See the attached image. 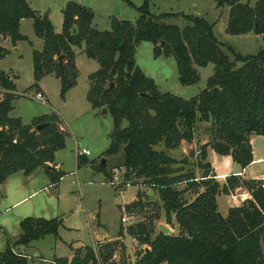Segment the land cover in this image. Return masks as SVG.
Masks as SVG:
<instances>
[{"label":"trees","instance_id":"16d2710c","mask_svg":"<svg viewBox=\"0 0 264 264\" xmlns=\"http://www.w3.org/2000/svg\"><path fill=\"white\" fill-rule=\"evenodd\" d=\"M211 1L216 8H229L226 34L252 33L264 42V0L252 7L240 0ZM136 11L139 16L134 23L113 20L109 31H99L92 27L90 8L68 2L61 11V32L55 33L48 16L33 11L26 0H0V60L8 53L1 46L6 38L13 45H31L19 31L20 21L30 19L34 35L43 41L42 50L32 52V88H37L44 76L52 75L60 81V98L64 100L78 77L74 48L83 49V54L98 64L87 100L93 109L106 108L112 118L110 145L104 156L122 153L117 167L125 170L124 179L135 181V186H149L158 195L166 223L173 221L178 228L177 235L158 232L153 237V228L146 221L128 227L130 237L150 247L136 264H264V187L260 181L236 176L221 185L207 162L208 148L231 157L243 169L253 162L250 137H264V49L241 56L233 47L218 42L214 24L184 13L153 15L148 0ZM166 19H183L186 24L179 28L165 24ZM142 42L152 45L153 57L174 58L182 86L199 81L195 67L212 64L214 72L206 88L189 100L159 92L154 80L136 65V47ZM60 56L62 70L57 61ZM111 83L113 89L103 94ZM0 85L4 90L0 96V185L18 172L29 177L38 170L56 185L66 175L54 168L56 152L65 147L59 119L39 117L24 125L20 118L10 116L18 96L12 80L1 70ZM198 122L210 123V141L199 154L198 168L203 171L199 180L194 171L173 169L178 162L165 152L178 149L182 142L191 144ZM44 123L49 125L35 131ZM158 146L164 150H155ZM83 159L78 157V167L85 163ZM94 171L102 172L107 181L111 179L105 166ZM241 187L249 198L221 215L216 197ZM186 194L193 199L184 201ZM60 225L58 219L24 218L19 223V238L7 242L0 253V264H30L16 248L47 236L58 237ZM70 249V259L54 257L49 264H106L109 260L90 246Z\"/></svg>","mask_w":264,"mask_h":264},{"label":"rangeland","instance_id":"374dc122","mask_svg":"<svg viewBox=\"0 0 264 264\" xmlns=\"http://www.w3.org/2000/svg\"><path fill=\"white\" fill-rule=\"evenodd\" d=\"M28 1L37 13L48 16L55 27V33L61 32V10L68 2H76L90 8L94 13L92 27L99 31H109L113 20H127L134 23L139 16L136 8L143 4V0H128L133 8L125 0ZM257 1L240 0V3L252 7ZM148 2L150 13L156 16L184 13L204 18L214 24L213 33L218 42L233 47L241 56L255 55L264 49L261 36L252 33L241 36L226 34L229 8H216L211 0H148ZM164 23L179 28H183L186 24L183 19H166ZM22 32L30 38L34 37L33 28L29 24L22 25ZM29 46L27 42H21L19 55L23 58L21 62L23 69L17 84L20 94H17L18 97L13 102L10 116L20 118L24 125L30 124L33 119L39 117L54 116L59 119V128L65 135V147L56 152L55 161L62 165L61 171L66 175L52 186L49 176L43 170H38L29 177L18 172L0 185V253L7 242L13 243L19 238L21 234L19 223L24 218L58 219L61 222L58 237L47 236L28 246L16 248L30 259V264H49L54 257L68 258L72 255L70 247L85 246H90L96 249V252L100 251L104 257H109L106 264H136L150 247L140 245L126 233L128 224L146 221L153 228V237L159 232L160 224L169 228L173 235H177L178 228L173 221L172 224L166 223L162 204L155 192H152V195L148 194L145 192V187L135 186L133 180L132 185L120 193L108 184L111 180L120 181L123 178V173H120L117 167L123 154L104 156L110 145L112 118L108 114L101 115L102 109H93L87 100V95L94 84L91 76L99 66L95 61L88 59L83 52L79 53L81 49H76L75 64L78 77L76 86L67 94V102L60 98V82L46 77L47 97H44L42 103L35 98L37 88H32L27 78L25 64L32 60L30 53L36 49V47L31 49ZM152 48L148 42L140 43L136 47L135 62L147 77L154 80L159 92L189 100L206 88L207 79L214 72L212 64L195 67L199 81L191 86H182L178 82L174 58H155ZM223 51L227 53L224 48ZM9 53L14 56L13 50ZM229 57L232 60L230 55ZM7 63L10 65L11 59H8ZM209 128L210 123L198 122L195 125L194 140L191 144L182 142L178 149L165 151L169 157L178 162L172 166L173 169L180 167L184 172L194 171L196 178L200 179L203 171L198 168L199 154L201 147L210 141ZM253 147L257 154L261 152L264 155V137L254 136ZM81 149H87L90 155L84 157L85 163H81L78 167V157L75 154ZM155 150L161 151L164 148L158 146ZM211 151L210 148L207 149V152ZM103 158L106 159L105 167L111 177L109 181L102 172L94 171ZM227 160L230 165L233 163L231 157ZM208 161L217 168L224 158L211 152ZM250 170L258 175L264 174V162L251 165ZM192 199L191 194L184 196L186 202ZM132 204L136 206L132 207ZM217 204L221 215H225L228 208L233 206L230 199L225 196H219ZM92 215H95V218H92ZM124 215L134 217L130 219V223L123 224L120 219ZM156 216H159L158 219H155Z\"/></svg>","mask_w":264,"mask_h":264},{"label":"crops","instance_id":"0c3cea01","mask_svg":"<svg viewBox=\"0 0 264 264\" xmlns=\"http://www.w3.org/2000/svg\"><path fill=\"white\" fill-rule=\"evenodd\" d=\"M26 2L28 3V5L30 6V8H31V4L29 3V1L28 0H26ZM64 8V7H63ZM32 9V8H31ZM33 11H35L34 9H32ZM62 11V10H61ZM62 14V13H61ZM50 20V19H49ZM62 21H63V16H62ZM61 21V22H62ZM52 23V22H51ZM24 24H29L30 26H32V20L30 21V19H22L21 21H20V26H19V31H20V33L23 35V36H25L27 39H28V41L31 43V45L29 46V48H31V49H33V48H35L36 47V49H33V51H41L42 50V48H43V41L41 40V39H38L35 35H34V37L32 38H30V36H28V35H25V34H23V32H22V25H24ZM61 27H62V23H61ZM33 28V27H32ZM54 29H55V27H53ZM33 34H34V31H33ZM25 43V42H24ZM1 46L8 52L6 55H5V57L3 58V59H1L0 60V70L2 71V72H4L5 74H7L8 76H9V78L12 80V82H13V84L15 85V92H14V94H20L19 92H18V89H17V84H18V82H19V80H20V78H19V74H20V72H21V70L23 69L22 68V66H21V62L23 61V58L21 57V55H19V50H20V48H21V42H17L15 45H13L12 43H11V41H10V39L9 38H6V39H4V40H2V42H1ZM38 46V47H37ZM76 49H78V48H74V52H75V54H76ZM11 50H13V55L14 56H12V55H10V51ZM81 50H83V49H81ZM81 50H79L80 52L79 53H81L82 51ZM29 55V54H28ZM30 55H31V58H32V53H30ZM77 58V57H76ZM76 58H75V60H76ZM8 59H11V61H12V63L9 65L8 63H7V61H8ZM25 65H27L26 67H27V71H26V73H27V78H28V80H30V82H31V84H33V63H32V60H29L28 62H27V64H25ZM75 66H76V64H75ZM76 69H77V66H76ZM96 72V71H95ZM94 72V73H95ZM93 73V74H94ZM48 77H50V78H52V79H55V81H59L58 79H56L54 76H52V75H48V76H45V77H43L41 80H40V82L38 83V87H37V89H36V93H41L42 95H43V98L44 97H47V95H46V79ZM60 82V81H59ZM69 92H67L66 93V95H65V97H64V102H67V94H68ZM43 103V102H42ZM112 131V130H111ZM253 137L254 136H251L250 137V145H251V149H252V155H253V162L249 165V166H247L246 168H241L239 165H237V164H234V163H232L230 166H225L224 165V163H225V161H227V158L228 157H222V156H220V157H222V158H224V161L220 164V166H218L217 168L215 167H213V165L208 161V158H209V154L211 153V152H213V151H211V152H208V157H207V162L210 164V166H211V169H212V172H213V174H215L216 176H215V180L219 183V184H224L225 183V181H226V178L224 179L223 178V176H227V175H230V174H238V178H240V179H242V180H245V181H249V182H253V181H259V180H264V174H260V175H258V173H253V172H251V165H253V164H255V163H259V162H264V155L261 153V152H259V154H257L256 153V151H255V149H254V147H253ZM78 152V151H77ZM77 152H76V157H78L77 156ZM55 156H56V154H55ZM54 165H55V170L56 171H61V169H62V165L60 164V163H58V162H54ZM10 178V177H9ZM8 178V179H9ZM7 179V180H8ZM6 180V181H7ZM53 186V185H52ZM219 196H225V197H227L228 199H230V201H231V203L233 204V206L232 207H236V206H240L241 205V203L244 201V200H246V199H248L249 198V193L247 192V190L245 189V188H243V187H241V188H237V189H235L230 195H224V194H220V195H218L217 197H216V201H217V198L219 197ZM132 202H134V199H133V201ZM218 205V204H217ZM231 207H229L228 209H230ZM228 211V210H227ZM226 214H227V212H226ZM225 214V215H226ZM225 215H223V216H225ZM93 216V217H92ZM91 217L92 218H95V215H92ZM101 229V228H100ZM99 232H96V234H98ZM76 248V247H75ZM75 248H73V249H75ZM18 251V250H17ZM19 253H22V252H20V251H18ZM72 252V251H71ZM23 254V253H22ZM73 255V254H72ZM72 255L70 256V257H68L69 259L72 257Z\"/></svg>","mask_w":264,"mask_h":264},{"label":"built area","instance_id":"2783aa9c","mask_svg":"<svg viewBox=\"0 0 264 264\" xmlns=\"http://www.w3.org/2000/svg\"><path fill=\"white\" fill-rule=\"evenodd\" d=\"M4 92V90H3V88L1 87V85H0V96H1V94ZM35 98L38 100V101H40V102H43L44 100V98H43V95L41 94V93H36V95H35ZM90 155V152L87 150V149H81L80 151H78L77 152V156L78 157H86V156H89ZM224 165L225 166H230V162L227 160V161H225V163H224ZM119 172L120 173H123V178L120 180V181H109L108 182V184L110 185V186H112V187H115L116 188V190L120 193V192H123L124 190H125V188H127L128 186H131L132 185V180L130 179V180H125L124 179V174H125V170L123 169V168H119ZM229 176H236V177H238V174H230V175H227V176H223V178L225 179V178H227V177H229ZM260 181V184H261V187L263 188L264 187V180H259ZM254 182H257V181H254ZM137 186H140V187H143V186H141L140 184L139 185H137ZM146 188V190H145V192H147L148 194H149V192H152V190H151V188L149 187V186H147V187H145ZM134 216H132V215H128V216H123V217H121V219H120V221L123 223V224H125V223H130L129 221H130V219H132ZM129 226L128 227H130V226H135V225H137V224H128ZM94 250V252L96 253V249H93ZM100 264V263H99Z\"/></svg>","mask_w":264,"mask_h":264},{"label":"water","instance_id":"95a60500","mask_svg":"<svg viewBox=\"0 0 264 264\" xmlns=\"http://www.w3.org/2000/svg\"><path fill=\"white\" fill-rule=\"evenodd\" d=\"M57 61L59 63L60 70H62V56L58 57L57 58ZM113 87H114V84L111 83L104 90L103 94H106L107 92L111 91L113 89ZM217 91H218V89L215 88V92H217ZM142 96L145 97V98L148 97L147 95H142ZM107 114H108L107 109L106 108H102L101 115H107ZM48 125H49L48 123H44V124L37 125L35 127V131L40 132L41 130H43ZM105 164H106V159L105 158L101 159V162H100V165H99L98 169L101 170L105 166ZM149 194L152 195V192H149ZM158 230L164 236H169L172 233V231L169 228H167L166 226L161 225V224L158 226Z\"/></svg>","mask_w":264,"mask_h":264}]
</instances>
